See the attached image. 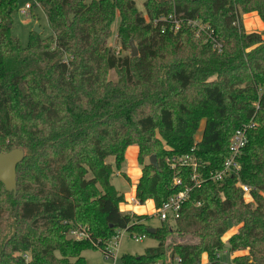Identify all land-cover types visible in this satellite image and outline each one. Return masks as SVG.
<instances>
[{
	"label": "trees",
	"instance_id": "trees-1",
	"mask_svg": "<svg viewBox=\"0 0 264 264\" xmlns=\"http://www.w3.org/2000/svg\"><path fill=\"white\" fill-rule=\"evenodd\" d=\"M20 1L0 0V153H26L17 195L0 182V264H86L82 254L106 252L118 230L159 242L123 255V264H203L205 255L221 264L232 228L229 251L248 252L233 263L264 264V37L243 24L250 13L264 22V0H144V12L136 0H35L52 35L33 31L27 47L12 33ZM174 13L181 29L163 33L157 21ZM117 19L130 55L110 46ZM195 19L216 31L222 53L188 25ZM252 123L239 176L210 181L233 134ZM131 146L139 148L141 205L152 200L158 210L184 191L191 170L174 185L168 159L192 149L207 179L154 234L149 216L121 212L124 197L112 183ZM238 178L251 187L249 201ZM80 226L89 238L77 241L69 233Z\"/></svg>",
	"mask_w": 264,
	"mask_h": 264
},
{
	"label": "rangeland",
	"instance_id": "rangeland-1",
	"mask_svg": "<svg viewBox=\"0 0 264 264\" xmlns=\"http://www.w3.org/2000/svg\"><path fill=\"white\" fill-rule=\"evenodd\" d=\"M136 3L138 5V8L143 11L144 10V0H136ZM30 4L32 5V11H30V15L26 17L24 14H22V10L24 7ZM144 12V11H143ZM13 27H12V33L14 36H16L20 41L23 47H27L30 43V35L35 29V27L38 25L42 31L41 36L43 38L50 37L52 35V31L50 29L47 16L42 11L41 8L37 7L34 3V0H21L19 3V8L17 12L13 15ZM251 18L243 17V21L245 22L244 27H247V24H249ZM119 24V19H117L116 23L113 26V39L112 42H110V46L116 51L117 54L122 55H130L131 51H121L122 47L119 44L118 38H117V28ZM251 32H257L263 35L264 33L261 31V29L255 28ZM110 76L112 79H117V74L112 71L110 73ZM206 126V121L203 120L200 123V126L196 132V142L199 143L203 139V134ZM138 156V148L136 146H131L128 148L125 156V164L122 169V171H115L114 176L112 177V182L115 188L119 191H121V195L124 197V201L120 204V207L126 203V199L129 200L133 197H135V188H136V182L133 181V183H130L128 180V177L132 180H135L137 177V174L140 172L141 165L139 164V161L137 159ZM147 163H149V158L146 160ZM125 196H124V195ZM247 201L251 199V196L246 197ZM152 200H148L143 205V210L140 211L142 213L137 215H146L149 216V219L147 221V226L152 229H158L162 227L163 222L160 220V218L157 215V211L155 208V204ZM122 213H124V209L121 210ZM136 214V213H135ZM233 229V228H232ZM232 229L226 234L225 241H226V249L221 255V264H233V260L231 259V252L229 251V245L227 243V240L231 234ZM121 238L119 241V246L116 249L112 250V253L114 256L107 257L105 255L104 251L95 250V249H88L86 250L82 256L85 258L86 264H123L122 263V256L123 255H133V256H141L146 253L148 249L155 248L159 245V242L157 239L144 235L142 241H137L134 239L130 232L123 231L121 234ZM137 235V234H136ZM114 243H111L110 248L114 247ZM109 244L106 242V245ZM106 248V247H105ZM175 264H178L177 262Z\"/></svg>",
	"mask_w": 264,
	"mask_h": 264
},
{
	"label": "built area",
	"instance_id": "built-area-1",
	"mask_svg": "<svg viewBox=\"0 0 264 264\" xmlns=\"http://www.w3.org/2000/svg\"><path fill=\"white\" fill-rule=\"evenodd\" d=\"M34 3L37 7H42L34 0ZM32 5L27 4L24 9L22 10V14L28 17L30 11H32ZM162 22V32L166 33L169 31L170 33L176 34L181 29L184 20L179 18L178 15L170 14L168 16H161L157 23ZM156 23V22H155ZM188 25L193 29L198 37H202L206 43L210 44L213 49L217 50L219 53L223 51V42L219 39L218 34L212 28L211 25L205 23L199 19L189 20L187 21ZM257 126L256 124H248L243 128L238 129L232 136L229 145V156L226 158L224 165L221 169L213 170L208 173V179L216 184H221L229 177H238L241 172V157L244 151V148L247 146L249 142V132L255 129ZM188 155H184L181 157H174L168 159V163L170 164L172 170L175 171V178H174V185H182L184 184L183 178L180 176V173L184 169H190L191 175L189 178V183L185 186L184 191L173 195L166 201L162 207L157 211V215L162 222H166L168 220L174 219L179 212L182 210L185 202L189 199V194L195 188H199L202 183H204L207 179L206 176L203 175L201 172L202 163L200 159L195 156L194 151ZM236 187L241 189L244 193L245 200L247 201L246 197H250L251 195V187L244 184L241 179L238 178L236 181ZM130 206H140V202L135 197L129 200ZM200 205V204H198ZM128 214H132L129 212ZM123 231L126 230H118L116 235L113 236L109 244H107L105 248V254L111 255L107 257L114 256L112 253L113 249L118 248L119 241L121 238V234ZM69 236L77 241L86 240L89 238V234L87 228L84 226L75 227L69 233ZM134 239L137 241H142L144 236L140 235H132ZM114 243V247L110 248L111 243ZM26 261H29L28 256H24ZM220 259V255L218 256ZM178 261V260H177ZM179 262V261H178Z\"/></svg>",
	"mask_w": 264,
	"mask_h": 264
},
{
	"label": "water",
	"instance_id": "water-1",
	"mask_svg": "<svg viewBox=\"0 0 264 264\" xmlns=\"http://www.w3.org/2000/svg\"><path fill=\"white\" fill-rule=\"evenodd\" d=\"M36 34H41L42 31L37 25L33 30ZM132 54L134 57L138 56V50L133 41H131ZM26 153L23 149H14L9 152L0 153V182L4 185L8 193L17 195L18 180L17 168L24 161ZM155 162V157L151 158ZM157 229H148L149 234L156 233Z\"/></svg>",
	"mask_w": 264,
	"mask_h": 264
},
{
	"label": "crops",
	"instance_id": "crops-1",
	"mask_svg": "<svg viewBox=\"0 0 264 264\" xmlns=\"http://www.w3.org/2000/svg\"><path fill=\"white\" fill-rule=\"evenodd\" d=\"M244 17L251 18L249 24H247V27L245 28V30H246L248 33H251V31L254 29L253 27L258 28V29H261V31L264 33V22L261 20V18L259 17V15H258L257 13H250V14L245 15ZM243 23L245 24L244 21H243ZM136 147H137V146H136ZM137 148H138V147H137ZM138 156H139V148H138ZM138 156H137V159H138ZM141 176H142V169H141L140 172L137 174V177L135 178V180H132V179L129 178V177H128V180H129L130 183H133V181L136 182V186H137V184H138V182H139ZM112 183H113V182H112ZM118 191H119V190H118ZM135 191H136V188H135ZM119 192L121 193V191H119ZM123 195H124V194H123ZM135 195H136V194H135ZM124 196H125V195H124ZM125 199H126V203H124V205H122V207H120L121 210H122V208L124 209V213H129V212H131V213H136V214H140V213H142V212H140V211L143 210V208H142L143 205L136 206V207H135V206H132V205L130 206V204L128 205V200H127L126 197H125ZM153 204H154V203H153ZM236 231H237V228H233L232 231H231V234H230L229 238H230L233 234H235ZM229 238H228V240H229ZM228 240H227V243H228ZM224 242L226 243V241H225V237H224ZM247 254H248L247 251H245V252H235V253H232V254H231V259L234 260L236 257L244 256V255H247ZM221 255H222V253L220 254V261H221ZM202 263H203V264H209V262H208V258H207V255H205V256L203 257V261H202ZM233 264H234V263H233Z\"/></svg>",
	"mask_w": 264,
	"mask_h": 264
}]
</instances>
